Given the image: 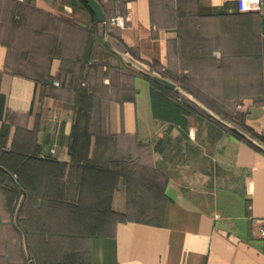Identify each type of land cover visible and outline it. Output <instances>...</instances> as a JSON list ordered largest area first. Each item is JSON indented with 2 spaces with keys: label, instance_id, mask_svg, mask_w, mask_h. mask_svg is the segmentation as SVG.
<instances>
[{
  "label": "crops",
  "instance_id": "0c3cea01",
  "mask_svg": "<svg viewBox=\"0 0 264 264\" xmlns=\"http://www.w3.org/2000/svg\"><path fill=\"white\" fill-rule=\"evenodd\" d=\"M71 1L0 0V264H264V4Z\"/></svg>",
  "mask_w": 264,
  "mask_h": 264
},
{
  "label": "built area",
  "instance_id": "2783aa9c",
  "mask_svg": "<svg viewBox=\"0 0 264 264\" xmlns=\"http://www.w3.org/2000/svg\"><path fill=\"white\" fill-rule=\"evenodd\" d=\"M263 4L264 0H237L236 11L239 13L259 12ZM106 24L112 27L122 28L124 26V18L121 16H114L110 18ZM53 84L57 86L58 82L55 81ZM258 236L261 240H264V223L258 230Z\"/></svg>",
  "mask_w": 264,
  "mask_h": 264
},
{
  "label": "water",
  "instance_id": "95a60500",
  "mask_svg": "<svg viewBox=\"0 0 264 264\" xmlns=\"http://www.w3.org/2000/svg\"><path fill=\"white\" fill-rule=\"evenodd\" d=\"M83 3H85L88 7V9L92 12L94 15V18L98 24L101 25L102 31L104 32L106 27V19L104 17V14L99 6V4L95 0H80ZM71 3L73 5H76V1L72 0ZM151 78L159 83H161L163 86H165L168 89L174 90L175 86L173 83L165 80L164 78L157 77V76H151Z\"/></svg>",
  "mask_w": 264,
  "mask_h": 264
},
{
  "label": "trees",
  "instance_id": "16d2710c",
  "mask_svg": "<svg viewBox=\"0 0 264 264\" xmlns=\"http://www.w3.org/2000/svg\"><path fill=\"white\" fill-rule=\"evenodd\" d=\"M106 22H108V20H107ZM107 25H108V24H107Z\"/></svg>",
  "mask_w": 264,
  "mask_h": 264
}]
</instances>
